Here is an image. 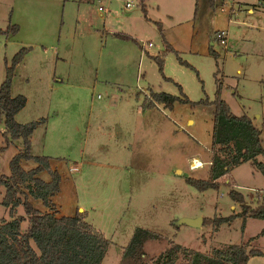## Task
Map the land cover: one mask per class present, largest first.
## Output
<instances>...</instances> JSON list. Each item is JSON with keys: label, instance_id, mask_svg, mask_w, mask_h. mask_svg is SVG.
<instances>
[{"label": "rangeland", "instance_id": "374dc122", "mask_svg": "<svg viewBox=\"0 0 264 264\" xmlns=\"http://www.w3.org/2000/svg\"><path fill=\"white\" fill-rule=\"evenodd\" d=\"M258 1L142 0L143 12L139 0H0V29L17 28L14 35L0 33V81L4 57L8 64L19 50L15 43L29 47L10 82L11 95L21 94L26 102L17 120L42 119L30 135V154L48 156L50 168L61 175L52 211L81 213L108 240L100 264H120L134 227L162 239L145 241L140 260L125 264H154L170 243L210 253L264 226V220L248 216L246 229L242 217L220 227L179 222L239 213L229 189L241 193L250 209L264 204V177L250 161L231 168L216 188L200 190L185 181L207 179L219 84L230 112L250 117L264 145V7ZM219 30L227 32L226 45L215 39ZM139 42L151 43L141 56ZM154 57L162 61L161 73ZM149 91L189 102L176 101L171 108L155 102L143 111ZM200 101L205 102L190 103ZM3 130L0 121V148ZM21 145L18 138L0 149L1 175L9 174L8 162ZM193 158L203 164L189 170ZM21 166L29 169L35 162ZM38 175L49 179L45 171ZM2 193L3 186L0 221L10 219ZM14 213L24 215L21 206ZM249 243L264 251L263 236ZM184 262L180 252L173 264Z\"/></svg>", "mask_w": 264, "mask_h": 264}, {"label": "trees", "instance_id": "16d2710c", "mask_svg": "<svg viewBox=\"0 0 264 264\" xmlns=\"http://www.w3.org/2000/svg\"><path fill=\"white\" fill-rule=\"evenodd\" d=\"M142 11L145 9L142 0H139ZM145 15V13H144ZM16 26L9 24L0 33L14 35ZM119 36V35H118ZM122 37V36H120ZM29 47H21L10 58L8 64L4 60V76L0 81V121L4 130L2 137L5 148L9 141L21 139L22 145L16 154L8 162V175L0 174V187L3 186L1 204L7 208L10 219L0 221V264H100L107 249L108 240L101 233L92 229L87 224L81 213L76 212L72 216L55 215L52 211L51 198L58 192L61 175L55 169L50 168L48 156H32L30 154L31 133L42 119L20 123L14 120V115L25 105V97L21 94L11 96V79L14 75L16 64L28 52ZM211 55L216 53L209 50ZM161 73L162 61L154 57ZM220 84L215 90V100L212 102L213 120L211 128V159L207 179L185 181L191 183L197 189L211 187L216 188L219 181H224L230 175L231 168L240 163L250 161L255 169L264 177V145L260 128L254 126L250 117L246 114L234 115L230 112L225 101L219 97ZM149 98H144L143 108L161 103L163 106L172 107L174 102H189L170 95L166 92L149 91ZM190 102L191 104H198ZM261 156L263 160H257ZM33 160L35 166L24 169L22 161ZM45 171L49 175L48 180H43L38 173ZM228 196L241 207L237 214H230L217 219H202L201 224L212 223L215 226L223 222H230L235 218L245 216L264 220V204L255 209H250L244 203L243 196L236 190L229 189ZM29 198L39 200L49 211H41L32 206ZM21 206L24 215L15 216V209ZM25 226L22 227V223ZM264 236V227L257 235L250 237L240 244H229L223 247H213L210 253H202L197 250L182 248L180 245L170 243L168 249L160 253L154 264H173L178 254L184 253V264H247L249 257H263L264 251L250 246V241ZM162 239L161 235L154 231L141 227H134L131 237L123 249L120 264L127 261L140 260L143 255L142 244L145 241Z\"/></svg>", "mask_w": 264, "mask_h": 264}, {"label": "crops", "instance_id": "0c3cea01", "mask_svg": "<svg viewBox=\"0 0 264 264\" xmlns=\"http://www.w3.org/2000/svg\"><path fill=\"white\" fill-rule=\"evenodd\" d=\"M226 0H223V3L225 2ZM223 10V7H220V11H222ZM251 10H247V12L249 13ZM226 31V30H225ZM224 31V32H225ZM227 36V32H225V37ZM10 37V36H9ZM10 38H13V37H10ZM7 39V38H6ZM226 39H227V37H226ZM226 39H225V41H226ZM21 42V41H20ZM140 43V42H139ZM148 43H150V42H147V45L146 44H144V46L143 47H141L140 46V56L141 55H143L144 54V52H147V50H146V47L145 46H151V45H148ZM21 43H15V47L16 48H20V47H24L23 45H20ZM211 44H213V41L211 42ZM226 44H227V41H226ZM225 44V45H226ZM11 45H13V44H11ZM17 45H19V47H17ZM226 47V46H225ZM55 49V47H53V50ZM4 60H5V62H7V60L5 59V57H4ZM22 60V59H21ZM20 60V61H21ZM61 60H64V58L61 56L60 58H59V61H61ZM19 63V62H18ZM17 63V64H18ZM57 81H61V79L60 78H58V77H56L55 78ZM10 94H11V89H10ZM12 96V95H11ZM14 96H16V95H14ZM155 107H158V105L156 104V106ZM22 109H23V107L20 109V110H18L17 111V113L14 115V120H16V121H18V122H23V120H17V117L21 114V112H22ZM148 109H152V108H146V109H142L143 111H146V110H148ZM211 128H212V126H211ZM36 129V128H35ZM34 129V130H35ZM33 130V131H34ZM33 133V132H32ZM31 133V134H32ZM210 134H211V131H210ZM212 135V134H211ZM29 139L31 140V138L29 137ZM210 149H211V147H210ZM31 150V149H30ZM212 154V153H211ZM210 159H211V156H210V158H209V161H210ZM51 166V165H50ZM208 168H209V164H208ZM54 169V168H53ZM56 169V168H55ZM54 169V170H55ZM207 171L209 172V170L207 169ZM208 177V176H207ZM233 177V176H232ZM235 179H234V177H233V179H232V181H234ZM60 181H61V179H60ZM57 193V192H56ZM56 195V194H55ZM54 195V196H55ZM54 196H53V198H54ZM53 198H51V199H53ZM234 203V202H233ZM236 204V203H235ZM230 207H232V208H236L234 205H231ZM196 217H199V216H194V217H188V218H196ZM239 218V217H238ZM238 218H235V219H238ZM202 219V218H201ZM246 220V217L243 219V224H244V226H245V223H244V221ZM232 222H234L233 220L230 222V223H232ZM227 224H229V222L227 223ZM220 227V226H219ZM264 227V226H263ZM262 228V227H261ZM260 228V229H261ZM244 229H246V226L244 227ZM260 231V230H259ZM259 231L255 234V235H257L258 233H259ZM254 235V236H255ZM254 236H251V237H254ZM260 237H262V236H260ZM264 237V236H263ZM250 238V237H249ZM246 240L248 239V238H245ZM243 241V239H242V236L240 237V239H239V243H236V244H240L241 242ZM229 244H231V243H228V244H226V245H229ZM251 246V245H250ZM214 247V246H213ZM256 260V261H255ZM259 262V263H258ZM247 264H264V261H263V257L262 256H260V257H249L248 258V260H247Z\"/></svg>", "mask_w": 264, "mask_h": 264}, {"label": "built area", "instance_id": "2783aa9c", "mask_svg": "<svg viewBox=\"0 0 264 264\" xmlns=\"http://www.w3.org/2000/svg\"><path fill=\"white\" fill-rule=\"evenodd\" d=\"M258 3L261 6L264 7V0H260V1H258ZM128 5H129V2L125 1L124 7H127ZM97 8H98L99 11H104V8H102L100 6H98ZM215 39H216V41H219L220 44H225L226 43V41H225L226 37H225L224 30L217 31L216 34H215ZM140 43H141L140 46L143 47L144 43H142V42H140ZM148 45H151V43H148ZM202 164H203L202 162H200V161H198V160L193 158V159L190 160V162L188 164V169L192 170V169L200 168L202 166ZM208 164H210V161L208 162ZM230 178L233 179L232 176Z\"/></svg>", "mask_w": 264, "mask_h": 264}, {"label": "water", "instance_id": "95a60500", "mask_svg": "<svg viewBox=\"0 0 264 264\" xmlns=\"http://www.w3.org/2000/svg\"><path fill=\"white\" fill-rule=\"evenodd\" d=\"M179 222L181 224H185V225L188 224L190 226L197 227V226L201 225L202 219H201V217H196V218H188V217H186V218H181L179 220Z\"/></svg>", "mask_w": 264, "mask_h": 264}]
</instances>
